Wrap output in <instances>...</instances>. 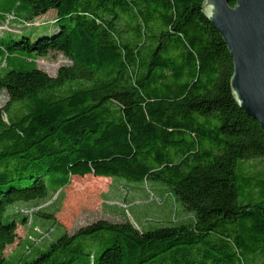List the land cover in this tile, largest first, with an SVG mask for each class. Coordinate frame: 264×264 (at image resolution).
<instances>
[{
	"label": "trees",
	"instance_id": "obj_1",
	"mask_svg": "<svg viewBox=\"0 0 264 264\" xmlns=\"http://www.w3.org/2000/svg\"><path fill=\"white\" fill-rule=\"evenodd\" d=\"M203 4L5 0L0 20L56 18L0 38V264L29 220L12 206L115 176L168 185L193 219L100 220L21 264H264V180L244 166L264 159V130L234 98L233 58ZM51 52L70 61L56 76L36 62ZM239 171L254 202L239 203Z\"/></svg>",
	"mask_w": 264,
	"mask_h": 264
},
{
	"label": "rangeland",
	"instance_id": "obj_2",
	"mask_svg": "<svg viewBox=\"0 0 264 264\" xmlns=\"http://www.w3.org/2000/svg\"><path fill=\"white\" fill-rule=\"evenodd\" d=\"M3 4L5 0H0V9ZM55 18L54 10L27 23L19 21L14 15H8L5 20H0V38L7 32L18 35L28 31L48 33L55 26L53 24ZM36 62L40 69L51 76H56L60 67L70 64L65 56L57 52H51L47 57L39 58ZM26 66L30 67V64L26 63ZM7 101L6 92L1 91L0 107ZM13 106H15L14 113H22L25 110L20 104L13 103ZM244 166L250 174L256 173L258 174L255 175L256 178L264 180V159L250 161ZM260 170L263 171L259 172ZM238 175H240L241 188L239 203L244 205L254 202L255 199L247 189L240 171ZM109 179H111L107 182L109 185L100 191L86 189L85 182L77 183L76 181L61 192H52L45 199L17 203L12 206L11 215H29V220L27 223L19 221L18 238L13 245L7 247L4 264H21L30 260L39 251L46 250L62 233L73 235L79 229L100 220L113 223L130 220L138 228L148 230L174 223L189 222L193 219V214L185 211L175 202L169 193V186L162 182L140 183L118 176ZM30 215L34 218L32 219ZM4 220L10 221L8 215ZM31 237L34 238L31 239Z\"/></svg>",
	"mask_w": 264,
	"mask_h": 264
},
{
	"label": "water",
	"instance_id": "obj_3",
	"mask_svg": "<svg viewBox=\"0 0 264 264\" xmlns=\"http://www.w3.org/2000/svg\"><path fill=\"white\" fill-rule=\"evenodd\" d=\"M203 9L233 58L234 98L264 130V0H204Z\"/></svg>",
	"mask_w": 264,
	"mask_h": 264
},
{
	"label": "built area",
	"instance_id": "obj_4",
	"mask_svg": "<svg viewBox=\"0 0 264 264\" xmlns=\"http://www.w3.org/2000/svg\"><path fill=\"white\" fill-rule=\"evenodd\" d=\"M28 217H29V215H27ZM31 216V215H30ZM31 217H33V216H31ZM34 237H31V239H33Z\"/></svg>",
	"mask_w": 264,
	"mask_h": 264
}]
</instances>
